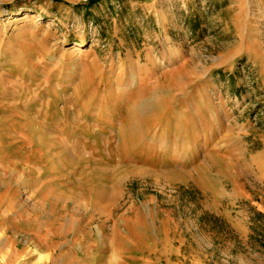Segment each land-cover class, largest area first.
<instances>
[{"label":"rangeland","instance_id":"obj_1","mask_svg":"<svg viewBox=\"0 0 264 264\" xmlns=\"http://www.w3.org/2000/svg\"><path fill=\"white\" fill-rule=\"evenodd\" d=\"M89 1L0 0V264H264V0Z\"/></svg>","mask_w":264,"mask_h":264},{"label":"crops","instance_id":"obj_2","mask_svg":"<svg viewBox=\"0 0 264 264\" xmlns=\"http://www.w3.org/2000/svg\"><path fill=\"white\" fill-rule=\"evenodd\" d=\"M126 172L127 171L125 169L123 177H119L120 180H127L128 176H127V173Z\"/></svg>","mask_w":264,"mask_h":264},{"label":"trees","instance_id":"obj_3","mask_svg":"<svg viewBox=\"0 0 264 264\" xmlns=\"http://www.w3.org/2000/svg\"><path fill=\"white\" fill-rule=\"evenodd\" d=\"M95 2H97V0H90L87 7H91Z\"/></svg>","mask_w":264,"mask_h":264},{"label":"bare ground","instance_id":"obj_4","mask_svg":"<svg viewBox=\"0 0 264 264\" xmlns=\"http://www.w3.org/2000/svg\"><path fill=\"white\" fill-rule=\"evenodd\" d=\"M140 174V173H139Z\"/></svg>","mask_w":264,"mask_h":264}]
</instances>
